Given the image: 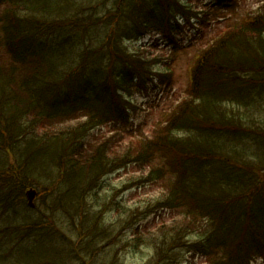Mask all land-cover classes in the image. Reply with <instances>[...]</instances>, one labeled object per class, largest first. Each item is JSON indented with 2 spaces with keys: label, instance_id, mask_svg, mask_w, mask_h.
<instances>
[{
  "label": "trees",
  "instance_id": "obj_1",
  "mask_svg": "<svg viewBox=\"0 0 264 264\" xmlns=\"http://www.w3.org/2000/svg\"><path fill=\"white\" fill-rule=\"evenodd\" d=\"M198 2L192 9L193 0H0L7 57L0 65V264H80L87 255L77 243L105 233L97 231L102 213L90 215L94 191L106 175L139 165L150 171L126 174L128 184L164 179L157 204L180 218L162 232L169 254L181 248L180 236L202 264L264 258V113L253 111L264 110V6L202 53L187 97L148 136L134 132L129 117L137 95L170 79L159 74L157 57L125 41L152 34L174 46L204 21L202 9L220 8ZM103 127L108 137L85 156L83 140ZM27 189H38L40 209L28 206ZM41 240H51L49 256L17 259ZM158 250L151 264H161Z\"/></svg>",
  "mask_w": 264,
  "mask_h": 264
},
{
  "label": "rangeland",
  "instance_id": "obj_2",
  "mask_svg": "<svg viewBox=\"0 0 264 264\" xmlns=\"http://www.w3.org/2000/svg\"><path fill=\"white\" fill-rule=\"evenodd\" d=\"M252 3L256 5V0H232L231 6L228 8L225 6L217 11H209L208 7L202 9L204 22L197 28L183 31V34L178 39H175L174 46L166 45L167 43L164 44L158 39V36L152 34L144 35L136 40L125 41L129 50L142 48L145 56L157 57L158 59L155 61L158 64L155 67L160 69L161 73L159 74L170 79V81L162 80L163 85H155L154 87L150 85L153 89L149 95H137L133 99L135 106H132L129 117L131 124L133 123L135 126L133 127L134 132L142 129V132H145L144 136H148L149 132L153 131L157 123L160 122V118L171 110L173 105L186 98L188 64L193 53L216 36H219L233 21L241 24L243 20L238 18L236 14L242 12V10L248 11L249 8H254L255 5ZM196 6H200V2L193 0L191 8L193 9ZM2 7L0 6V13L3 9ZM230 31L227 33L228 35L231 33ZM1 44L2 36L0 33V65H6L7 57ZM211 62L213 64V61ZM157 84L159 83L157 82ZM253 111L256 114L264 113V110L256 106ZM245 112L244 109L241 111L243 114ZM79 117L80 120L78 122H83L85 116ZM78 122L72 121L70 124L74 125ZM108 132H110L109 128L103 127L90 132L86 136L85 140H83L85 156L92 154V148L101 143V136H106L107 138ZM117 137L119 138L121 135ZM150 168L143 165L131 166L126 173L123 170L114 171L101 180L93 193V201L89 209L91 211L90 215L95 217H100L99 214L102 213L101 220L103 223L101 226L100 224L98 225L97 231L102 232L104 230L105 233L104 237L100 236L101 239H92L93 241H91V237L84 235V240L81 243H77V249L84 245L83 250H78V252H85L87 255V258L81 261L80 264H151L154 261L153 251L158 247H160L157 252L161 259V264H201L202 258L191 251L189 244L185 240V243L181 242L182 237L175 236L178 242L182 243L180 245L181 248L173 251L176 254H169L172 249L170 246L166 247L169 239L166 238V241H163L162 232L170 231L174 225H177L178 222L176 223V221L180 219L175 212L177 210L162 209L157 204L160 202L159 198L161 196L159 194L162 191L164 192V179L161 183L158 182L159 179H156L154 183L140 188L134 187L133 183L128 184L126 174L139 177L143 172L148 173ZM34 190L38 192V189ZM36 197L33 202L36 209H40L42 207L41 198L40 196ZM146 201L147 208H145ZM85 203L88 208V198ZM124 213L126 215H123ZM127 215L131 217L128 221L125 220ZM35 218L39 219L40 217L37 214ZM50 223L46 220L41 222L40 226L46 227ZM87 223L89 221H86V226L84 227L89 233H93V224L87 225ZM159 224L164 226L158 228ZM53 225L57 230L52 226L51 229L58 232L59 224ZM185 226H188V223H182L180 227ZM75 229L79 231L77 227ZM69 231L70 229L67 227L63 228V233H68ZM100 235L102 234L100 233ZM116 237L119 239L118 241H115ZM70 239L76 244L75 238L70 236ZM161 242H164L165 245L162 246ZM110 243H113V245H109ZM29 245L33 247L29 246V249L25 252L27 254L20 250L21 256H17L18 260H29L37 254L49 256L53 252L51 240L50 242H42L41 240L40 243L36 244L31 242ZM3 248L6 254V247L4 246ZM61 250L62 248L57 247V251ZM252 264H264V260L255 259Z\"/></svg>",
  "mask_w": 264,
  "mask_h": 264
},
{
  "label": "water",
  "instance_id": "obj_3",
  "mask_svg": "<svg viewBox=\"0 0 264 264\" xmlns=\"http://www.w3.org/2000/svg\"><path fill=\"white\" fill-rule=\"evenodd\" d=\"M26 196H27V199H28V202H29V205L32 204V200L35 196V192L34 191H29L26 193Z\"/></svg>",
  "mask_w": 264,
  "mask_h": 264
}]
</instances>
